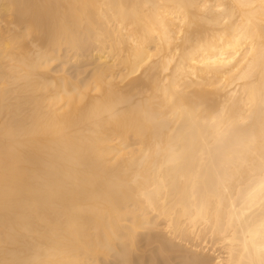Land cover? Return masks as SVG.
Wrapping results in <instances>:
<instances>
[{"label": "bare ground", "instance_id": "1", "mask_svg": "<svg viewBox=\"0 0 264 264\" xmlns=\"http://www.w3.org/2000/svg\"><path fill=\"white\" fill-rule=\"evenodd\" d=\"M0 264H264V0H0Z\"/></svg>", "mask_w": 264, "mask_h": 264}]
</instances>
